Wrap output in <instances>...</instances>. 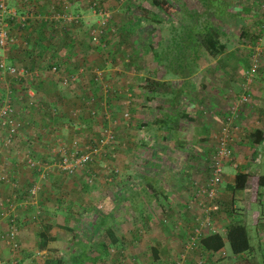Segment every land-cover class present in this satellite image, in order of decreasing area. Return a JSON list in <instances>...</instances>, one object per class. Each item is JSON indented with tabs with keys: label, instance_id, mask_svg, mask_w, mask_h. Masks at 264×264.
I'll list each match as a JSON object with an SVG mask.
<instances>
[{
	"label": "rangeland",
	"instance_id": "1",
	"mask_svg": "<svg viewBox=\"0 0 264 264\" xmlns=\"http://www.w3.org/2000/svg\"><path fill=\"white\" fill-rule=\"evenodd\" d=\"M224 1L226 2L227 9L235 14L233 18L227 21L223 20L225 24L219 28L220 40L225 44V50L223 51L225 53H223L224 57L222 58H225L227 61L223 65H221L222 61H219L220 59L216 63H211L215 57L209 58L205 53H195L194 56L190 57L195 66L192 73L194 75L192 76L191 74L190 77L193 78L192 81L195 89L200 90V87L206 85L205 75L208 74L207 69L212 71L208 74L209 76L213 73L212 68L223 69L224 74L226 73L228 77L233 76L232 78H228V81L231 82L230 88L233 89V91H230L233 92L232 95L226 96V101L229 104L230 100L234 97L236 98L242 92L243 74L250 68L252 57L256 60L254 79L258 71L264 68V0ZM16 2L17 4L14 2L16 6L20 5L23 8L22 10L31 13L32 21L37 20L36 16L34 17L36 13H39L40 16L46 15V12H41L42 10H35V5H31L27 1L16 0ZM94 4L102 6L104 9H101L108 12L110 16L107 22L108 25L102 33L105 35L106 41V45L104 44V46L103 42H101L102 40L100 41V45H93L88 38L89 28L98 19L97 11L93 10ZM171 5L174 8L172 17L175 20H178L185 10H194L198 13L203 11L198 0H172ZM49 8L52 9L50 11L51 20H54L56 24H70L68 29L70 33L67 36L73 37L74 40L79 38V43L76 42L71 48L63 50V55L73 57V59L70 58V65L72 66H76L75 63H81L82 66L84 64L86 71L79 74L77 79L71 81V84L63 87L46 72L49 68L47 67L48 58H46L48 55L43 54V58L46 60H43L41 64L42 77L34 85V89H36L38 94L35 99L34 96L30 98V107H32L34 102L38 104L36 108L25 109V111L22 107L24 96L21 94L27 84L16 82L7 77L4 78L5 84L11 88L13 93V95H10L13 96L12 106L17 117L15 118L22 122V119L18 116L22 114L24 118L23 122H28L26 124L28 128L24 130L26 133L24 132L23 134L29 135L30 129L32 131L39 129L36 126L33 129L29 128L30 123L34 122L33 117L38 118L40 121L50 119L51 122H49L48 128L45 126V129L42 131V133H45L44 138L40 141L38 140V144L41 146V150L38 152H41V155L35 154L30 147L31 145L23 146V144H19L17 146V142L13 141L14 138L9 145L3 146L0 142V152L3 154V158H0V165L2 169L5 168L7 177L5 181H0L14 188L17 187L19 189L20 187V194L19 196L15 195L14 199V213L16 216L18 215L16 236L19 227L22 229L26 227L30 233L27 241L22 245L18 243L16 238L17 249L12 250V252L5 247L9 253L2 261L13 256L16 264H43L44 258L57 256L63 258L64 264H69L70 260L78 253L79 246L83 244L92 245L87 251L89 256L97 253L100 255L96 247L100 243L109 242L104 233V225L102 222L99 225L97 220L99 217L104 216L106 222L111 226L113 233L117 235L118 242L117 245L109 246L108 252L104 253L101 258L100 256L98 258L95 256L96 262L93 264H149L152 261H154V264H162V259L158 261L151 259L148 261L149 263L143 262L146 259V254H142L135 249L143 247V251H150L148 247H144L147 241L142 234L147 233L149 229L154 228V225L158 224H164L162 225L164 226L162 230L168 231L169 223L167 220L157 219L155 216H149L150 219L144 216L138 217V215L133 217L129 212L126 202L127 190L125 183L127 182V171L130 170V165L132 164L133 155L130 152L133 151V144L136 143L135 140H132L133 134L137 132L144 136L141 127H138L136 122L133 121V117L139 111V108L137 107L131 112L130 108L128 109V105L129 102L134 100L135 106H137L139 101L142 100L140 90L141 83H143L142 75L144 73H151L149 66L151 68L155 66L151 59L148 60V42L159 40L167 32L164 22H167L169 19L154 6L141 0H64V2L63 0H53V5L52 3L49 4ZM142 9L156 14L155 20L157 22H142ZM65 15L69 17L62 19V16ZM123 25L127 28V32L119 29ZM55 28L57 32L52 35V38H54L52 40L54 41L51 44L48 43L49 51H52L51 49L55 51L62 49L58 45H56V48L54 47L56 41L59 40V35L63 34L62 26L58 25ZM15 32L16 30L13 29L12 34ZM19 41L15 44V51L17 47L20 48L17 46L21 45ZM27 45L26 48L28 47ZM256 47L257 50L255 49ZM26 48L20 49L26 51ZM15 62L24 67L29 66L31 63L23 59H17ZM190 65L193 66V64ZM156 66L161 69L164 68V66L162 68L158 64ZM94 70L100 75L101 81L98 83L92 80ZM133 73L141 75L137 76L133 75ZM162 75H164V72ZM166 77L169 80L172 75L166 73ZM77 84L81 86H77ZM249 91L250 87L248 86L245 91L248 94L244 101L246 106L250 103L251 95ZM242 93L244 94V92ZM82 96L93 98L97 100V103L101 101L102 104L100 103L96 107V103H93V106L96 107L93 115L88 114L87 110L80 109L78 112L81 114L77 118L76 114L70 115V112L71 109L80 108L79 98ZM2 97L4 96L0 93V100ZM196 100L198 104L197 108L200 111L197 116L201 117V115L213 113L211 109L206 108L207 106L200 97H196ZM200 102L202 104H199ZM139 106L142 107L140 104ZM242 106L244 105H241L240 109ZM42 107H44L43 111H41ZM227 111L228 108L225 112ZM243 111V122L245 118H249L250 115L254 114L252 108L244 109ZM246 111L248 112L246 113ZM38 119L36 120V124L39 123ZM18 128L17 133L21 130V125ZM108 128L113 130L114 139L112 144L109 143L110 145L108 144L106 149L102 148L100 153L95 154L90 163L75 168L69 174L57 167L59 158L54 154V150L58 146L70 148L74 140L76 143L79 142L80 146L90 145L93 141L97 140L104 129ZM141 135L140 138L142 137ZM207 139L208 142H193L191 140V145L185 146V150H189V160L196 162L193 168L202 173L204 172L203 168L206 171L202 179L193 178L185 180L184 186L186 185L187 192L190 190V194L193 184H204L206 181L207 162L209 159L206 154L212 148L213 138L209 137ZM169 141L166 143L167 146L171 144ZM140 147L143 152H137L138 157L146 159L152 167H170L171 164L176 166L177 169L181 167L179 164L182 159L179 157H174L171 163L169 160H163L155 156L154 150L149 155L147 151L150 149ZM195 147L200 149V153L204 156L206 155V157L198 156L197 158H193L192 152ZM243 149H246L245 146H243ZM25 154L38 163L45 164L46 168L43 172L36 170L34 167L26 166L23 161H20ZM248 155L244 154L242 159H249ZM149 156L151 158L147 159ZM232 160L231 156L229 162ZM144 165L146 166L148 163ZM12 166L17 168L11 171H17L14 172V176L8 174L11 173L8 170ZM142 168L143 164L141 163L139 169L141 170ZM204 178L205 181L202 182ZM32 186L35 187L33 194L30 193ZM227 201L228 198L225 203L219 204L222 207L220 209L218 207L216 211H224V214L227 211L231 213L241 211L242 213V209H234ZM257 206H252V210H255L256 214H261L262 210ZM158 207H161V205L154 207L150 204L147 210L153 213L155 211L159 212ZM185 208L189 210V208ZM252 210L250 208L248 211L251 215L253 214ZM85 212L86 214H84ZM194 212L195 210L192 211V213ZM21 213L22 216H20ZM187 213L190 214L189 212ZM195 215L202 216V212L197 210ZM192 219L190 217L184 220L181 219V226L175 223L176 226L172 225L171 227L175 230L179 226L188 232V227L194 222V219ZM250 220L246 222L249 224ZM149 221L151 222L150 227H148ZM44 224L51 226L48 235L53 240H49L43 248H39L37 245L38 231ZM145 225H147L148 229H145ZM180 228H177V230ZM137 233L139 235L135 236ZM186 238L182 239L186 240ZM180 249L181 245L180 248L178 246L175 252L173 251L168 256L165 255V262L167 259L168 264L169 260ZM163 255L159 252L160 257ZM92 262L85 260L84 264H92Z\"/></svg>",
	"mask_w": 264,
	"mask_h": 264
},
{
	"label": "crops",
	"instance_id": "2",
	"mask_svg": "<svg viewBox=\"0 0 264 264\" xmlns=\"http://www.w3.org/2000/svg\"><path fill=\"white\" fill-rule=\"evenodd\" d=\"M14 2L17 4L16 0H9L8 5L12 9H14L18 14L23 13L22 11L23 8L20 5L16 6ZM28 3H31V5H35L34 8L35 10L38 9V10H42L41 12L43 13L46 12L45 14L49 13V11H52V9L49 8V4L52 3L53 5V0H28ZM36 14L37 15L35 16L38 18L39 13ZM52 23L54 24L50 25L51 29L52 26L53 28L55 26H58L57 25L58 23L57 24L56 22H52ZM40 25L41 23L33 22L31 23V25L30 23H28L25 26L23 30L24 31L23 35L21 36V40L19 41L21 42L20 43L21 45H17V46H19L20 48H26V45L28 43L27 45L28 47L25 49L26 51L18 47L15 51L14 50L15 45H13L8 49V51L3 52L6 63L20 66L18 63L15 62L17 59L27 60L31 62L29 66L27 67L21 66V67L31 68L32 70H38L39 72L38 77H36L35 80L29 83H26L22 80L13 79L5 75L0 76V90H2L0 93L2 94L6 90H9V92L11 90V88L7 87V85L4 82L5 77L10 78L16 82H24L27 84L25 87L26 89L24 88L21 94L22 96H24V102L22 104L24 111L25 109H29V108L33 109L34 107L35 108L37 107L38 104L37 102H34L35 104L33 103L32 107H30L29 104H30V98L34 96L35 99V97L38 94L36 89H34V85L38 83L42 77L41 64L43 60H46L43 58V54L48 55V57L46 58L51 59L49 58V53L57 54V56H64L63 50H67L69 47L71 48V45H69L71 37L66 36L63 40L56 41V44L60 42L58 46H60L62 49L54 52L49 51L48 45L53 43L54 40L52 39L54 38H48L47 33H45V31L41 34L44 28L46 29L47 25L44 26L43 25L40 26ZM66 26L68 30L70 24H66ZM40 36L42 39L38 40ZM75 42L79 43V38H77ZM223 53L225 52H222L221 54L217 55L215 59L212 60L211 63H216L220 59L219 61H222L221 65H223L225 61H227L225 60V58H222L224 57ZM71 58L73 59L72 56ZM149 59H151V61L154 63L155 66L154 68H151L149 66V70L151 71V73H144L142 75L143 79L154 78L163 81L168 80L165 71H163V69H161L160 67L156 66L157 63L152 57L150 50L148 53V60ZM47 62L53 63L54 59L47 60ZM79 65L82 64L79 63ZM65 70L66 69L64 67L63 71ZM212 70L213 73H211L212 75L209 76L208 74L212 71L207 69L208 74L205 75L206 85L200 87L199 88L200 90L195 89V86L193 85L192 77L187 78V82L185 83V89L181 90L182 88L180 86V79L177 76H172L171 78H169L170 83L168 89L166 88L161 89V91L153 97L150 98L146 97L145 92L141 90L142 100L139 101V104L142 107H140L139 104L135 106L136 104L134 100L129 102L128 109L130 108L131 112L135 108L137 107L139 108L138 109L139 111H137L136 115L133 117V121L136 122V125L138 127H141L142 134H144V136L137 132H134L135 134H133L132 137V140H135L136 143L133 144V149H132L133 151L130 152L133 156H132V164L130 165V170L127 171V176H126L127 182L125 183L126 185L125 188L128 193H127V200L126 199L125 200L129 207V212L133 215V217L136 215H138V217L141 215L145 217L147 214L146 217L155 216L157 217V219L158 218H160L161 220L165 219L169 223L168 231L162 230V228L164 227L162 225L164 224L161 225L158 224L156 226L154 225V228L149 229L147 233L142 234V230H141L142 236L143 237L145 236L144 239H146L147 241L144 247L145 246L148 247L150 251L144 250L145 251L144 252L143 247L141 248L138 247L135 250H137L142 254H146V259L143 261L145 263L150 261L151 259H156L155 261L162 259L163 260L162 264H167V259L165 262V255L168 256L173 251L175 252L178 246L180 248V245H182L187 235V231L184 230L183 228H180L179 226L177 227L180 228L178 230L175 227L176 228L175 230H177V232L174 233L175 230H173L171 226L172 225L176 226L175 223H178L180 225L181 219L184 220L188 217L193 218L194 221L196 222V219L198 218L201 219L205 213L199 207L193 206L192 208H189V210L185 208L187 207L186 202L190 196V190H188L187 192L186 185L184 186L185 180L187 181L188 179H193V178L202 179L206 172L204 168H203L204 170L203 173L198 172L196 171V168H193V165H196V162L189 160L190 157L188 156L189 150H185V146L187 145L190 146L191 140L193 142L196 141L208 142L207 138L211 137L212 133L215 132V130L219 126L221 118L226 113L225 110L228 107L226 96L232 95L233 93L230 92L233 91V89L230 88L231 82L228 81V78H232L233 76L228 77L226 73L224 74L223 69L219 70L218 68H212ZM63 71H61V73ZM46 72H48L49 76L52 77L53 79H56L60 84L58 78L60 72L50 73L49 68L47 69ZM157 72L158 74H156ZM163 72L164 75H162ZM133 75L140 76L141 74L133 73ZM193 75L194 74H192V76ZM207 83H209V85H207ZM77 86H81V85L77 84ZM249 87H250L249 92L251 95L250 103L247 106L246 103H244L243 104L244 106H242L241 109H239L240 124L242 127V131L237 136L232 146L233 160L231 162H226L224 164L225 167L224 174L218 185L217 198L215 200L217 204V209L218 207L220 209L222 205L219 206V204L225 203L228 198L227 202L231 204V206L234 209H242L243 211L242 213L241 211H238L237 213L235 212L231 213L227 211V213L225 214L223 213L224 211L218 212L221 210L210 211V217H211L210 226L214 230V232L219 234L223 239L226 238V234L228 230L227 228L230 224H239L243 226L248 241L250 243V250L248 251V253L246 252L242 253L241 256H239L238 258L245 257L247 259L248 264H264V187H260L257 184V177L260 174H264V68L258 71L255 79L253 78L252 82L249 84ZM28 89L31 91L30 92L32 94L31 97H29ZM196 92L198 93L197 95ZM194 95L196 97H200L203 103L207 106L206 108L211 109L213 113L203 116L201 115V117L197 116L200 113V111L197 108L198 104L196 97ZM11 99L13 101V96H11ZM96 101L97 100H94L93 103ZM45 102H50V101H45ZM100 103L102 104L101 101H99V103L96 102L95 106L98 107ZM80 104L81 103H79L80 108H75L74 110L71 109V112L73 111L76 112L77 118L81 114L78 112L82 108ZM199 104H202V102H200ZM86 105L89 106L88 104ZM96 107H94V109ZM43 108L44 107L41 108V111H43ZM248 108H252L254 110V114L250 115L249 118H245L243 122L242 120L243 112H244L243 110L244 109L247 110ZM247 112L248 111H246V113ZM182 113H185L186 116L185 117L181 116ZM14 116L16 117V112H14ZM18 116L22 119L23 126L21 130H19V133H17L16 136H14L13 141L15 143L17 142L16 143L17 146L19 144H23V146L31 145L30 147L33 150V152H35V154L37 153L38 155H41V152H38L39 150H41V146L40 144H38V140L40 141L42 140V138H44L45 133H42V131L45 129V126L46 128H48L49 122H51L50 119L45 120L43 118L45 121L44 122L42 120L40 121L38 118L33 117L32 119H34V122L30 123L29 128L33 129L36 126L39 129L35 131H32L30 129L31 135L30 134L26 135L23 133L25 132L24 130L28 128L26 126L28 122H23L24 118L22 114ZM165 117L175 119L177 121L176 122L177 125L175 128L171 127V129L167 133L163 134L161 129L158 128L157 124L159 123L158 121H160ZM37 119L39 121L38 124H36ZM254 130H258L260 132V135L256 136V138L260 139L258 144H254V142L250 141V136H252ZM140 135L142 136L141 138ZM168 140H170L169 142H171V144L168 145L169 147L166 145ZM140 146H142L143 148L147 147V149H150L147 151L149 155L151 154V151L153 152L154 150L155 156L160 157L163 160L164 159L169 160V162L171 163L173 162L174 157L181 158L182 161L180 162V164L178 163L179 165H181V167L177 169L176 166H174L173 164H171L170 167H164V166L152 167L151 164L147 162L146 159H142L138 157L139 155L137 152L139 151L143 152ZM243 146H245L246 148L245 150L243 149ZM211 147L212 148L210 149V151L207 152L206 154L208 158L213 150V142ZM193 150H194L192 152L193 158H197L198 156L206 157V155L204 156L200 153V149H197V147H195ZM4 153H6V151H4ZM244 154H249L248 155L249 159L247 160H245V158L242 159ZM0 158H3V154L1 152H0ZM149 158H151V156L147 157V159ZM141 163L143 164V168L140 170L139 166ZM145 163L146 164L148 163V165L145 166L144 165ZM0 168L2 169L1 165ZM14 169L17 168L12 166V168L9 169L8 172H11ZM14 172L8 174L14 176ZM238 172H246L249 175L247 177L244 187L241 190H232L231 186L234 184V176ZM204 181L205 178L202 182ZM17 186L19 185L17 184ZM186 192L189 194H187ZM11 193L12 194L15 193L14 195L19 196L20 187L19 189L17 187L14 188L0 181V200L10 197ZM35 201L37 202V200ZM150 204L154 207L161 205V207H158L159 212L155 211V213H153L150 210H147L150 207ZM254 205H258L257 207L261 208L262 210L261 214L259 213L256 214L255 210H252V206ZM138 206L142 207V209L139 210ZM250 208L253 212L252 215L248 213ZM193 210H195L194 213H192ZM197 210L202 212V216L195 215ZM187 212H189L190 214H188ZM22 213L20 214V216H22ZM84 214H86V212ZM249 219L251 220L249 221L248 224V222L246 221ZM148 223H149L148 227H150L151 222L149 221ZM5 225H6V219H4L0 215V232L4 231ZM148 227L147 225H145V229H148ZM210 233H212L210 227L208 229L204 228L201 232V236ZM29 234L30 233L29 231H27L26 227L24 229L19 227L16 236L18 243L19 244L21 243V245L25 243L27 241V237ZM136 235H139V233L135 234V236ZM5 247L6 246H4L2 242H0V262L5 257L8 256L9 252ZM122 247L124 246L122 245ZM159 252L164 255L160 257ZM198 252L199 254L201 253L200 256L191 253L189 257L186 259L185 264H232L237 259L236 255H232L230 253L226 241L224 242L223 247L215 252L211 253L210 251H204L202 250V248L198 250ZM198 260H200V263H198ZM152 263L154 264V261H152L149 264Z\"/></svg>",
	"mask_w": 264,
	"mask_h": 264
},
{
	"label": "trees",
	"instance_id": "3",
	"mask_svg": "<svg viewBox=\"0 0 264 264\" xmlns=\"http://www.w3.org/2000/svg\"><path fill=\"white\" fill-rule=\"evenodd\" d=\"M141 1L147 2L148 4L154 6L158 11H160V13L162 12L164 16H166L169 19L167 20V22H164L165 30H167V32L163 34L162 37L159 38V40H155L154 42L152 41L148 42V48L155 62L158 65H160L162 68L164 66L163 71H165V73L170 74L172 76H177L180 79V86L182 88L181 90H183L185 89V83L187 82V78H189L190 75L193 73V69L195 67L190 57L194 56L195 53L196 54L205 53L209 58H214L217 55L221 54L225 50V44L221 42L220 40L219 28L221 25L225 24L223 20L227 21L228 19L233 18L235 14H233L231 11L227 9L226 2L224 0H198L200 3V6L203 8L202 12L198 13L194 10H185L181 14V17L178 20H175V18L172 17V14L174 12V8L171 5L172 0H141ZM101 8L102 6H100L99 4L93 5V10L95 11ZM22 11L23 13L21 14H24V13L28 14V11H24V10ZM141 12H142L141 14L142 22H150V21L157 22L155 20V17H157L156 14H153L144 9H142ZM35 15L37 14H34V17ZM47 16L49 17L46 18ZM51 18L52 16L49 11V13H47L46 15L44 14L41 16L39 15V18H37V20L35 21H32V18H29L27 20L25 19L24 20L25 23L23 26H26L28 23H30L31 25V23L33 22L41 23L40 26L47 25L46 29L44 28L41 34L45 31V33H47L48 38H52L53 37L52 35H54V33L57 32V29L55 27L53 28V26H52V29L50 28V25L54 24L52 22H55L54 20H51ZM63 18L64 16H62V19ZM9 24H10L11 33H12V29L16 30V32L12 34L13 35L12 37L15 39V42L10 44L9 46L10 48L11 46L17 43L16 42L17 40H21V36L23 35V32H24L23 31L24 27L20 26L18 22L16 21V19L14 18H11V20L9 21ZM57 25L62 26L63 34L62 35L58 34L59 35L58 39L63 40L69 33L67 30V26L64 23H60V24L58 23ZM107 25L108 24L106 23L104 28ZM119 29H121L124 32L128 31L124 25L123 27L120 26ZM242 32H244V30H242ZM100 38H102L101 39L102 42L106 45L105 35H103ZM41 39L42 38L40 36L38 40H41ZM58 44H60V42H58ZM75 44H76L75 40L71 37L69 45L74 46ZM56 45H55V48H56ZM63 45H64V42H63ZM51 50H52L51 52L55 51L54 49H51ZM49 58L54 59V62L53 63L48 62L47 67H50L51 65H55L57 67V72H60V74L74 73V72H77L79 67H82V65H79V63H75L76 66L70 65L71 57H68L65 55L57 56V54L49 53ZM51 59H48V60H51ZM190 64H193V66H191ZM64 67L66 69L65 71H63ZM83 68L86 69V66H83ZM61 71L63 72L61 73ZM92 80L96 83L101 81V80L96 81L94 79V74H92ZM70 83L71 82H68V84ZM169 83H170L169 80L163 81V80H159V79L157 80L154 78H146V79H143V83H141L140 90H143L146 94V97L150 98V97L157 95L161 91V89L163 88L168 89ZM10 93H11V90H10ZM87 99H88L87 96L85 97L82 96L81 98H79V103H81L80 106L82 107L81 109L87 110L88 114L93 115V113H95V110L93 107V101L95 99L92 98L93 101L90 102L89 106L85 104V101ZM90 109L94 110V112L90 113L89 112ZM70 115H71V112H70ZM181 116L185 117L186 114L182 113ZM19 122L22 127V122L21 121ZM158 122H157L158 128L161 129L163 134L167 133L171 129V127L175 128L177 125L176 124L177 121L175 119H171L167 117L161 119ZM253 134L252 136H250V141L254 142V144H258L260 139L256 138V136L260 135V132L258 130H254ZM92 160L87 161L85 164L90 163ZM248 175L249 174L246 172L236 173L234 176V184L231 186V189L241 190L245 185ZM257 184L260 187H264V174H260L257 177ZM123 190L125 191V189ZM138 208L139 210L142 209V207L140 206H138ZM141 217H143V215H141ZM97 220L99 222L98 223L99 225H101V222L104 225L105 227L104 233H105L106 238H108L109 242L100 243L96 247L100 255L97 253L93 256H89L87 253L89 247L91 248L92 245L91 246L85 245V244L80 245L78 253L75 255V257L72 260H70L69 264H84L85 260L87 262L93 261L92 262L93 264L94 262H96L95 256H97V258L98 256H100L101 258V256H103L104 253L106 254L108 252L107 249L109 248V246L117 245L118 239L116 235L113 233L111 226L108 224V222H106L105 217L101 216ZM195 225H196V222L194 221L193 224H191V226L188 227V232H187L186 237L191 233L192 228ZM50 228L51 226L49 224H44L41 226V229L38 232V242H37V245L39 248H43V246H45L49 240H53V238L49 237L48 235ZM227 229L228 230H227L226 238L224 239L216 232H213L207 235H202V236L199 235L198 240H197L198 247L192 250L190 254L194 253L200 256L201 253L199 254L198 250H200L201 248L204 251H210L211 253L215 252L221 249L224 245V242L226 241L228 244L230 253L232 255L237 256V259L232 264H248L247 259L245 257L238 258L239 256H241L242 253L244 252L248 253V251L250 250V243L246 236L244 227L239 224H230ZM181 248H182V245H181ZM8 260L9 259H5L4 261H2L1 264H7ZM63 261H64L63 258L53 256V257L44 258L43 264H64Z\"/></svg>",
	"mask_w": 264,
	"mask_h": 264
},
{
	"label": "built area",
	"instance_id": "4",
	"mask_svg": "<svg viewBox=\"0 0 264 264\" xmlns=\"http://www.w3.org/2000/svg\"><path fill=\"white\" fill-rule=\"evenodd\" d=\"M9 0H0V76H9L10 78L22 80L29 83L38 77V70H32L31 68H24L21 66H16L5 62V56L3 52L8 51L11 43L15 42L10 31L9 21L11 18L16 19L20 26H23L25 19L32 18L31 13L28 14H18L14 9L8 5ZM95 11V10H94ZM96 12V11H95ZM98 19L89 28L88 36L89 41L93 45H100L102 33L104 31V26L109 19V14L105 10H97ZM69 16H64L67 19ZM76 21V20H75ZM25 27V26H23ZM101 41V42H100ZM104 46V43H102ZM257 50V47L255 48ZM256 60L254 57L251 59L250 68L243 74V88L242 92L229 101L228 111L223 115L219 126L212 133L211 138H213V150L209 156L207 162V177L204 184H193L191 196L187 200L186 204L188 208L193 206L201 208L206 212L201 219H196V225L192 228L191 233L187 236L186 240L182 243V248L178 251L175 256L169 260L168 264H185L186 259L189 257L190 252L198 247V237L204 228L208 229L210 227L211 232L214 230L211 228V217L210 211H215L217 205L215 200L217 198L218 185L224 174V164L231 160L232 156V146L241 133L242 127L240 124L239 109L246 100L247 93L245 92L247 86L253 80V75L256 68ZM50 73H56L57 67L51 65L49 67ZM86 71L85 68L79 67L77 72L65 73L58 75L59 82L62 86L68 85L78 78L79 74ZM94 79L96 81L100 80V75L94 70ZM29 90V89H28ZM29 90V97L32 96ZM0 100V142L3 146L9 145L13 140L14 136L17 134L18 127L20 126L19 120L14 116V108L12 106V99L9 90L3 93ZM92 98H88L85 104H90ZM90 113L94 110L90 109ZM76 114L75 111L71 113ZM109 129V128H108ZM104 129L99 135L98 139L90 145L80 146L79 142L73 141L70 148L64 146H58L54 151L59 158L57 162V167L66 172L67 174L72 173V171L85 164L87 161L93 159L95 154L100 153L103 149L108 147V144L113 142V131L111 129ZM3 130V132H1ZM3 134V135H2ZM78 141V140H77ZM109 144V145H110ZM80 146V147H78ZM20 161H23L26 166L34 167L36 170H43L46 168L45 164L38 163L37 161L31 159L27 154H25ZM6 174L3 169L0 168V180H6ZM35 187L32 186L30 193H34ZM15 195L11 194L10 197L0 200V215L6 219V225L4 231L0 232V242H2L9 250L17 249L16 241V222L17 216L14 213L15 207ZM200 263V260H198ZM7 264H16L15 259L9 258Z\"/></svg>",
	"mask_w": 264,
	"mask_h": 264
}]
</instances>
